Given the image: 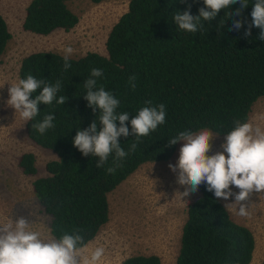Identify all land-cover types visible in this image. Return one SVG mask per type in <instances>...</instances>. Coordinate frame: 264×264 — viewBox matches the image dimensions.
Instances as JSON below:
<instances>
[{"label":"trees","instance_id":"1","mask_svg":"<svg viewBox=\"0 0 264 264\" xmlns=\"http://www.w3.org/2000/svg\"><path fill=\"white\" fill-rule=\"evenodd\" d=\"M69 1L30 0L23 30L39 35L56 29L69 31L78 22L67 6ZM254 2L247 0L248 7L240 16H228L240 8L239 3L222 9L212 21L202 20L203 27L192 33L179 29L174 16L189 6L190 13L198 15V10L206 7L203 0H129L127 10L108 33L106 54L90 51L70 57L67 70L64 56L52 51L32 52L22 59L20 79L32 75L50 84L59 80L57 99L67 97L63 105L55 100L50 105L39 104V114L25 125L27 137L56 156L46 164L47 175L32 183L37 200L50 216L53 238L67 232L81 235L84 245L92 241L109 220L108 193L142 163L170 159L179 141L169 146V140L180 131L206 129L227 135L236 120H249L253 104L264 97V41L258 39L260 29L256 27H252L251 36L244 35L252 21ZM236 20L244 21L239 30L233 27ZM10 38L0 13V57ZM93 68L103 71V76L96 78L97 86L120 101L117 112L129 113L125 122L129 135L118 137L129 154L113 174L106 169L115 166L114 152L97 168L99 156H85L73 145L78 129L87 130L94 121L98 130L102 127L100 110L94 112L84 99V83ZM133 75L135 90L129 86ZM40 90L30 99H35ZM146 101L152 102L150 106L164 104L166 120L137 141L130 121L142 107L149 106ZM48 114L55 117L54 127L40 134L33 124ZM116 123L119 128V121ZM133 143L137 147L130 151ZM19 165L24 174L36 173L32 153L22 154ZM206 188L202 183L198 196L187 207L175 264H249L255 246L252 231L235 222L221 199ZM120 264H161V260L154 254H141L127 257Z\"/></svg>","mask_w":264,"mask_h":264},{"label":"rangeland","instance_id":"2","mask_svg":"<svg viewBox=\"0 0 264 264\" xmlns=\"http://www.w3.org/2000/svg\"><path fill=\"white\" fill-rule=\"evenodd\" d=\"M30 0H0V13L7 22L11 38L0 57V224L24 217L32 231H39L42 238L50 234V216L43 211L33 191V180L47 175L46 164L56 159L54 153L31 141L19 113L8 106V89L17 83L22 59L36 51H52L64 56V48L74 49L71 58L87 52L106 54L105 41L118 18L127 10L129 0H105L92 3L88 0H71L67 6L77 15L78 22L69 31L56 29L48 35L24 31L22 21ZM264 97L252 106L249 120L264 128ZM201 131V130H200ZM199 132V131H198ZM208 155L223 151L221 145L226 135L213 133ZM179 141L172 157L166 161L142 163L131 175L108 193L109 220L97 236L90 241L83 253L90 257L97 247L105 252L97 264H120L133 255H157L161 264H175L180 247L181 229L187 218V207L196 199L198 191L182 197L187 185L177 183L179 172L175 166ZM24 153H32L36 173L24 174L19 159ZM233 195L222 203L228 206L231 218L247 226L253 233L255 246L249 264L264 261V193H253L244 203L250 208L248 217H241L235 194L239 189L232 186ZM82 264V262H81Z\"/></svg>","mask_w":264,"mask_h":264},{"label":"clouds","instance_id":"3","mask_svg":"<svg viewBox=\"0 0 264 264\" xmlns=\"http://www.w3.org/2000/svg\"><path fill=\"white\" fill-rule=\"evenodd\" d=\"M183 2V0H182ZM206 7H201L199 14L193 16L189 9L183 13L177 12L174 22L179 29L195 33L203 27L201 21H212L218 13L233 4L239 3L240 8L231 11L228 16H240L244 8L248 7L247 0H203ZM252 21L245 31V37L251 36L252 27L260 29L258 39L264 41V0H255L251 11ZM243 20H236L233 27L239 30L243 27ZM231 31V29H230ZM74 49L71 46L64 48V69L71 67L69 58ZM103 76V71L98 68L91 70L84 87L86 94L84 99L88 101V107L95 112L99 109V124L94 121L87 130H77L73 139V145L87 156L89 153L99 156L101 163L97 168L108 161L109 156L115 153V166L108 167L106 171L113 174L116 168L121 167L120 161L127 156L126 152L118 142V137H128L129 130L125 122L129 119L127 111L118 113L117 108L120 101L103 86H97V79ZM136 77H129V86L135 90L136 84H132ZM38 89L39 94L35 99H30ZM61 89V82L50 84L44 80L36 79L28 75L26 79H20L11 84L8 89L9 99L7 105L19 113L20 118L26 122L33 120L38 114V105L43 103L50 105L55 100L57 104L63 105L67 99L61 95L57 99V93ZM149 106L142 107L131 119L132 132L139 141L141 137L147 136L155 131L159 125L165 123L166 108L164 104L150 106L151 101L145 102ZM54 115L48 114L43 120L33 124V128L40 134L54 127ZM259 119L264 120V116ZM117 121L120 127L117 128ZM213 135L209 130L180 131L169 140V146L178 141H184L179 149L177 164L168 167L173 172H179L177 183L181 186L187 185L182 197L195 192L202 183H206V190L214 192L216 198L228 200L232 195V186L239 189L235 194V202L238 205V215L248 217L250 208L244 203L255 193H264V128L254 125L251 121L242 122L236 120L234 127L226 135L221 145L223 151L208 155L212 149L210 141ZM136 143L131 145L130 151H135ZM226 207H228L226 205ZM79 230H77L78 232ZM79 246V247H78ZM86 246L83 237L79 234L65 232L59 239L42 238L39 231H32L31 225L24 217H20L13 223L8 220L0 224V264H97L104 255V248L97 247L91 252L90 257L83 253Z\"/></svg>","mask_w":264,"mask_h":264}]
</instances>
